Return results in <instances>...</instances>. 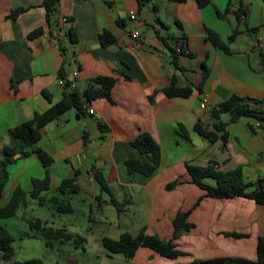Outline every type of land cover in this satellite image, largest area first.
Listing matches in <instances>:
<instances>
[{
  "label": "crops",
  "instance_id": "1",
  "mask_svg": "<svg viewBox=\"0 0 264 264\" xmlns=\"http://www.w3.org/2000/svg\"><path fill=\"white\" fill-rule=\"evenodd\" d=\"M42 2L0 0V163L3 146L12 142L10 129L68 94L71 87L66 82L75 79L81 92L97 76H113L116 82L110 99L85 102L83 98L85 115L78 116L71 107L41 128V137L27 150L41 148L51 160L35 152L15 155L6 167L9 177L0 206L19 185L30 192L32 179H43L47 171L54 190L77 170L79 191L70 200L84 196L90 210H101L108 222L113 217L117 238L123 232L132 234L129 229L133 226L171 240L174 217L191 209L187 220L194 227L174 239L183 254L168 258L140 246L133 264H180L223 255L255 259L258 237L264 235V205L236 196L204 197L194 207L205 191L191 182L187 164L205 166L215 161L221 171L240 167L245 180L253 183L251 188L259 182L264 185V121L257 125L258 120L248 115L231 120L230 114L224 113L227 138L219 131L213 142L195 130L200 123L216 131L210 114L200 107L203 99L211 109L235 95L250 103L260 100L263 109L264 0H210L205 6H199L197 0H59L50 22ZM240 6L245 10L241 23L235 14ZM18 7L26 10L9 17ZM130 11L135 12V18L130 17ZM63 17L68 19L66 23ZM39 27L42 32L30 38L29 33ZM235 28L241 33L230 42ZM69 29L75 33V43ZM210 29L231 52L211 43ZM104 30L114 35V43L102 45ZM134 30L140 33L139 45L131 36ZM182 39L185 53L176 51L178 68L171 49ZM204 67L209 74L202 83ZM171 76L178 87H190L191 95H166L163 88L170 84ZM14 80L18 81L17 90L11 85ZM140 131L150 132L161 146L160 166L147 178L129 174L125 166V161L141 158L131 144ZM97 174L123 203L121 211L110 202L107 192L101 193ZM175 180L178 183L168 188ZM204 180L216 183L212 177ZM128 204L131 210L126 209ZM234 232L244 236L228 235ZM15 260H20L16 249L9 259L0 256V264Z\"/></svg>",
  "mask_w": 264,
  "mask_h": 264
},
{
  "label": "trees",
  "instance_id": "2",
  "mask_svg": "<svg viewBox=\"0 0 264 264\" xmlns=\"http://www.w3.org/2000/svg\"><path fill=\"white\" fill-rule=\"evenodd\" d=\"M59 0H43L42 5L46 8L47 19L50 22V18L57 11V5ZM182 1V0H173ZM210 0H197L199 6H205ZM25 7H18L11 11L8 15L11 18L18 16L21 12L25 11ZM238 22L244 21L243 16L245 10L243 7H239L235 10ZM42 28L39 27L29 33V37H35L42 32ZM255 29H249L253 31ZM241 33L239 28H235L229 41H234L236 36ZM70 40L75 43L77 41L75 33L69 29L68 32ZM208 38L211 43L219 49L229 53L230 47L219 36V34L210 29L208 31ZM100 41L103 46H107L116 41L114 35L104 30L100 34ZM178 41V40H177ZM177 43V42H176ZM177 45V44H176ZM185 41L182 39L179 45V52L185 53ZM177 48L171 49L174 64L181 68L177 62ZM209 74V70L204 67V75L202 83L205 81ZM18 81H12L11 85L14 90H17ZM116 82V78L113 76H97L92 79V84L86 87L82 92L78 88H71V91L66 94L59 101L53 103L49 108L42 112H35L33 117L23 121L22 123L15 125L10 129L12 142L6 144L2 148L3 159L0 163V197L3 195L4 188L8 181L7 165L15 160L16 154L21 156H27L30 152H35L38 156L45 160H51L52 157L43 149L35 147L31 151L27 150L29 147H34L39 138L41 137V128L51 120H54L67 109L74 107L77 110V115H85V101L89 102L99 97L111 98V89ZM67 87H71L69 82H66ZM201 83V85H202ZM201 85L199 86L201 88ZM163 92L170 96L188 97L192 93L190 87H178L176 79L171 76L170 84L163 88ZM44 96L51 100L49 94L44 91ZM153 101V97H149ZM247 98L238 97L232 95L229 99L222 101L210 110V118L214 121L213 126L215 132L204 128L200 123L195 125V130L202 136L208 138L210 141H214L217 138V133L223 131V137L226 139L225 133L226 123L222 120L224 113L230 114L231 120H236L240 116L248 115L258 121H264V109L259 105L260 100H250ZM185 132V130H184ZM131 144L139 151L141 158L136 160L125 161L126 170L129 174L138 173L145 178L152 176L160 166L161 159V146L157 140L148 131H140ZM187 171L191 176V182L205 191L203 196H200L194 207H196L204 197L213 198H233L236 196H243L253 199L258 204L264 205V185L259 182L257 186L251 188L253 183L245 180L242 169L237 167L229 171H221L217 169V162L212 161L205 166H195L187 164ZM79 171L75 170L71 177L64 179L58 187L54 189L55 194L51 196L46 195V191L50 189V177L49 172H46V176L43 179H32V190L30 192L25 191L20 185L17 186L8 202L5 205L0 206V220L10 218L16 215L17 209L20 206L27 207V198L31 196L38 200L40 205L49 203L53 209L58 213H72L74 207L70 200L71 196L77 194L79 186L75 183L76 177ZM206 177H212L216 183L211 185L204 179ZM101 188V193L107 192L110 195V202L117 208L118 211L122 210L123 203L119 202L110 189L107 181L101 174L96 175ZM178 180L168 183V188L172 189ZM100 198V196H99ZM191 209L187 211H179L173 219L174 233L171 240H165L160 238L157 234H147L145 229L142 228L136 235L129 232H123L118 238L103 237L101 243L110 253H121L127 258H133L136 251L140 246L150 247L160 253L162 256L168 258H175L184 252L177 248L174 239L178 238L180 232H189L194 224L187 220ZM31 233H26L28 237L42 238L45 240L47 246H52L55 240L63 241L65 239L76 238L77 242H84L85 238L75 232L70 231L66 226L53 227L41 218H23ZM233 237L244 236L241 233H228ZM13 237L8 228L0 222V256L4 259H9L14 255L15 249L13 246ZM12 264H44L40 258H27L23 260H15ZM180 264H264V235L258 237L257 241V257L255 259H249L241 256H216L206 259L195 258L188 263Z\"/></svg>",
  "mask_w": 264,
  "mask_h": 264
},
{
  "label": "rangeland",
  "instance_id": "3",
  "mask_svg": "<svg viewBox=\"0 0 264 264\" xmlns=\"http://www.w3.org/2000/svg\"><path fill=\"white\" fill-rule=\"evenodd\" d=\"M53 194L55 192L51 188L46 191L48 197ZM71 202L74 212L58 213L49 203L40 205L37 199L28 196L26 208L20 206L15 216L0 220L14 239L16 258H40L44 264H133L132 258L121 253H110L101 243L103 237L117 238L119 231L114 218L109 217L111 222H108L101 210L96 207L90 210L84 196L72 199ZM126 209L131 210L132 205H126ZM24 217L41 218L53 227L66 226L70 231L83 236L85 241L77 242L73 237L63 241L55 240L52 246H47L44 239L26 235L32 231ZM130 228L132 234L139 231V228Z\"/></svg>",
  "mask_w": 264,
  "mask_h": 264
},
{
  "label": "built area",
  "instance_id": "4",
  "mask_svg": "<svg viewBox=\"0 0 264 264\" xmlns=\"http://www.w3.org/2000/svg\"><path fill=\"white\" fill-rule=\"evenodd\" d=\"M130 17L131 18H135L136 17V14H135V12L134 11H130ZM68 21V19L66 18V17H63L62 18V22L63 23H66ZM131 36H132V38L134 39V41H135V44L136 45H139L141 42H140V33H139V31L138 30H134L133 32H132V34H131ZM179 45V44H178ZM177 50L179 51V47L177 46ZM77 71H75L74 72V76H76L77 75ZM70 86H71V88H76L77 86H78V82L75 80V79H72L71 81H70ZM84 100H85V98H84ZM85 102H87V101H85ZM200 107H201V109L207 114V115H209L210 114V106H209V104H208V102H207V99H203L202 101H201V104H200ZM263 109H264V107H263ZM87 110L90 112V113H94V109L93 108H91V107H87ZM257 125H260V121H258L257 122Z\"/></svg>",
  "mask_w": 264,
  "mask_h": 264
}]
</instances>
